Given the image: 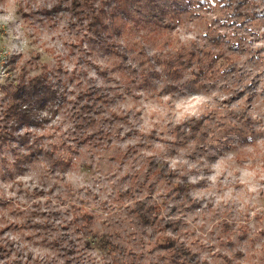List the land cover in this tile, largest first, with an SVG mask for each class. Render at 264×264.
<instances>
[{
    "label": "rangeland",
    "instance_id": "rangeland-1",
    "mask_svg": "<svg viewBox=\"0 0 264 264\" xmlns=\"http://www.w3.org/2000/svg\"><path fill=\"white\" fill-rule=\"evenodd\" d=\"M70 2L0 0V98L3 84L21 73H39L46 63L60 69L70 91L92 85L107 93L100 116L110 120L99 129L89 125L90 137L83 141L85 127L75 124L68 104L31 129L39 145L53 152L51 157L42 153L20 169L13 164L14 151L1 149L0 227L12 221L20 226L6 228L0 237H14L10 239L25 246L23 254L31 253L41 264H162L157 233L153 228L141 231L128 210L155 183L151 195L164 216L179 220L178 229L169 232L201 256L213 264H264V16L257 33L245 32L251 46L261 48L258 55L247 49L232 53L240 67L223 79L220 69L228 61H218L199 90L187 71L179 81L182 89L165 93L159 87L162 76H152L147 84L120 74L113 63L116 56L100 48L86 21L70 16ZM259 11L264 15V4ZM176 29L179 40L172 51L206 31L200 20H185ZM133 39L121 42L128 47L129 62L142 58L137 45H130ZM145 43L152 54L151 38ZM69 95L75 98L76 93ZM232 110H244L247 117ZM191 116L210 125L203 143L185 124ZM58 157L65 163L52 165L51 159ZM159 170H174L193 184L187 196L169 194L166 179L156 178ZM29 210L39 212L35 220L50 224L46 238L25 220ZM88 211L93 228L118 241V251L103 250L97 243L85 247L83 228L75 224ZM51 232L76 244L71 261L49 243Z\"/></svg>",
    "mask_w": 264,
    "mask_h": 264
},
{
    "label": "trees",
    "instance_id": "trees-1",
    "mask_svg": "<svg viewBox=\"0 0 264 264\" xmlns=\"http://www.w3.org/2000/svg\"><path fill=\"white\" fill-rule=\"evenodd\" d=\"M97 1L99 4L96 0H71L68 8L70 16L76 17L80 22L86 21L85 25L100 48L116 56L113 63L120 70V74L138 76L142 83L147 84L152 82V76H162L159 87L165 93L182 89L179 81L185 77L187 71L193 73L190 81L194 89L199 90L206 84L203 80L208 78L216 63L221 60L228 61L220 69L222 79L227 78L240 67L232 53L247 49L252 52L251 55H258L261 50L259 46H251L246 40L245 32L257 33V29L263 25L264 15L260 13L259 7L264 4V0H213V3L209 0ZM185 20L203 21L206 31L200 37L190 40L187 45L182 43L180 48L172 51L175 47L174 41L179 40L176 27L185 24ZM141 30L145 32L140 34ZM128 37H134L130 45L134 48L137 45V52L142 57L137 62L128 61V47L121 45L122 40ZM149 37L153 42L152 54H148L145 47V39ZM40 68L39 73H21L15 80L1 86L3 95L0 98V151L10 147L14 151L13 164L20 169L32 164L42 153L47 157L53 155L48 148L39 145L31 130L48 120L47 113L50 116L56 115L70 104L75 124L85 127L80 137L83 141L90 137L87 129L89 125L99 129L102 122L110 120L107 116H100V101L108 102L109 98L98 86L85 85L78 92L70 91L67 89V78L61 77L60 69L57 71L46 63L40 64ZM97 69L108 78L111 77L105 69L100 70L99 66ZM241 92L238 89L236 94L240 95ZM70 93H76L75 98H70ZM230 113L247 117L244 110H232ZM185 124L191 129V136L196 137L198 143H203L210 125L195 116H191ZM65 161L63 157L51 159L52 165L63 164ZM157 177L166 179L167 190L172 195L182 192L185 196L193 185L174 170H159ZM155 186L152 183L150 194L134 200L128 210L133 223L141 231L147 232V228H153L157 233L156 241L162 250L159 255L163 260L162 264H213L209 258L192 249L189 242L181 240L176 233L169 232V228L178 229L179 220L164 216L162 206L151 195L156 189ZM38 214L37 210H29L25 214V220L39 228L38 234L46 238L50 224L35 220L34 217ZM80 215V222H76L75 226L83 228L85 247L97 243L103 250L118 251L121 248L118 241L93 228V216L89 211ZM19 226V222L12 221L9 226L0 227V234L5 233L6 228ZM49 235L53 239L49 243L55 248L59 246L58 249L63 250L64 260L71 261L76 244L63 234L51 232ZM10 238L14 237H0V264H26L30 260L33 263L29 264H41L39 259L32 258L31 253L24 255L25 246H18L19 242Z\"/></svg>",
    "mask_w": 264,
    "mask_h": 264
}]
</instances>
